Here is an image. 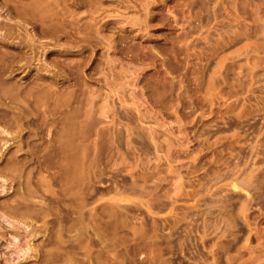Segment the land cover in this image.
I'll return each mask as SVG.
<instances>
[{
  "label": "rangeland",
  "instance_id": "rangeland-1",
  "mask_svg": "<svg viewBox=\"0 0 264 264\" xmlns=\"http://www.w3.org/2000/svg\"><path fill=\"white\" fill-rule=\"evenodd\" d=\"M83 1L87 5L79 13L86 18L94 13L90 21L98 39L87 36L88 44L60 52L66 61L84 63L79 73L73 71L76 75L64 72L61 89L72 90L70 99L78 105L88 103L82 112L72 100L67 108H78L103 129L104 138L94 134L96 147L102 144L96 165L107 170L102 178L116 176L110 190L98 181L95 200L88 198L81 216L89 223L84 226L95 225L99 238L112 214L114 246L135 241L143 249L151 243L165 248L161 257L168 264H264V0H102L99 12ZM103 24L107 28L99 29ZM51 57L47 54V61ZM25 73H15V80L23 81ZM169 86L174 92L167 91ZM6 120L0 114V137L2 128L15 129ZM0 149L2 162L8 153L2 155L5 145ZM229 172L234 178L225 175ZM231 176L239 184L250 178L245 207L246 191H234ZM6 178L0 176V189L5 187L0 191V264L23 257L18 246L24 248L33 226L43 225L40 218L24 222L3 208L2 200L13 197L17 187ZM107 197L114 204L109 211ZM16 227L20 232L13 238ZM69 235L74 239L76 231ZM142 249L134 259L139 264L153 254Z\"/></svg>",
  "mask_w": 264,
  "mask_h": 264
},
{
  "label": "bare ground",
  "instance_id": "bare-ground-1",
  "mask_svg": "<svg viewBox=\"0 0 264 264\" xmlns=\"http://www.w3.org/2000/svg\"><path fill=\"white\" fill-rule=\"evenodd\" d=\"M87 1L89 3L87 7H90L89 10L91 7L94 8L92 12L97 10L99 12V9H102V0ZM84 2L83 0H0V99L3 98L0 100V114L2 119H7V124L12 126L11 129L15 128L14 131L8 128H2L1 130L4 136L0 137V148L5 145L2 155L8 153V156L4 161L0 162V176L5 177L7 175L5 180L10 179L12 182L15 181L17 183V187L14 186L15 188L13 189V197L3 199L1 204L3 208L12 209L20 217L21 221L27 222V218L31 216L40 218L43 221V225L40 227L33 226L32 230L27 234L28 237L23 243L25 245L24 248L20 245L18 246L17 251H23L21 255L24 256L21 258L18 256V259H20L16 262L10 260V264H135V262L139 264L138 261L134 260L137 258V253H140L142 249L138 245L139 242L134 243V241L131 244L129 242L130 245L123 243L125 245L121 244V249L120 243L117 245L119 249L113 245L114 229L110 218L112 214L108 213V217L106 216V227L102 228L104 237L101 233L95 232V235L96 233L99 234V236L96 235L99 238L94 236L95 225L94 227L92 226L93 228L91 226H89L91 228H86L89 223H84L85 220L81 217L89 206L87 203L88 198H93L95 196L94 190L100 188L99 184L97 185L98 181H103L104 183L102 182V184H106L105 188H109L108 190L111 189V183L113 181L116 182L114 179L116 176H113L114 173L110 176H107L108 174L104 175L105 178L101 177L104 170H106V168H103L102 162L104 170L99 167V164L96 165L97 159H95V156L98 155L100 150L97 154L95 152L102 144L100 143L96 147L98 139L94 137V134L98 135L100 139L103 129L102 131L100 128L96 129L97 125L93 122L94 119L87 118V114L84 113L85 118L79 114L80 111L82 112V107H85L86 104L88 106V103L85 102V105H78L81 104L79 101L72 100L75 98V95L72 96L71 94L72 90L71 92L69 91V95L67 94L68 92L66 93V91L61 89L63 80L67 75L66 72L76 71L79 73L77 71L79 65L82 66L84 63L81 64L83 59H80L81 61H75L74 59L66 61V56L65 60L60 52L64 50L73 51L83 41L88 44L87 36L98 39V36L93 34L96 27L94 28V24L90 21L93 19L94 13L92 14L89 11L92 16L88 15L89 17L87 18L86 15L84 17L82 13H79L82 12L81 7L87 5ZM3 10L7 11L9 16H3ZM82 18L87 19V23L84 24ZM105 25H100L99 29L107 28ZM29 26L34 31L29 29ZM96 39L95 42H98ZM61 40L64 42L62 41L63 43H61ZM53 43L54 45H52ZM64 43L67 44L65 45ZM56 44L59 46L56 47ZM51 53L53 57H51L50 61H47V54L49 56ZM43 55L46 57L43 58ZM59 55L63 56L62 60L59 59ZM36 60L40 63L39 65L35 64ZM51 68L54 69V72H51L54 79H51V75L49 77ZM34 69L37 70L36 74L31 73ZM22 71L26 72V77L23 78V81H16L15 73ZM74 74L76 75V73ZM169 85L174 87L172 83ZM171 87L169 90L165 89L169 92L174 89H171ZM155 89H157V86ZM158 89L162 91L160 88ZM77 90H79L78 87ZM76 91L74 90V93ZM62 92H65L67 96L65 93V96H63ZM71 96L74 98L70 99ZM68 101H74V106H81L80 109H82L79 112L77 107H75L77 109L74 111L68 109ZM75 102L77 105H75ZM72 106L70 105V107ZM140 133L142 134V132L138 134L140 135ZM144 136L139 138L144 139ZM100 161L98 160L97 163H100ZM242 170L244 173L246 172L244 169ZM237 173L239 172L237 171ZM237 173L236 178L239 180L238 175L242 172ZM4 174L6 175L4 176ZM229 174L234 178L235 174L230 172L225 175L229 176ZM245 175L246 177L248 176L247 173ZM249 181L250 178H246L243 183L240 181V184L239 181H236L238 183H231V187L237 192L246 191L250 184ZM114 186L117 187L116 184ZM4 188L3 186L0 191L4 190ZM103 191L106 192L105 190ZM248 191L244 194L245 197L241 201V203L243 202L241 206L244 205L245 207L251 199ZM106 193L105 196L109 194L108 191ZM35 197H40V202L34 200ZM106 201L104 200L101 204L106 202L107 206L104 208L109 211V206L114 204L109 197H107ZM99 204L96 205V210ZM82 219L84 220L83 226L84 224H87V226L83 227L80 225L82 224ZM72 230L76 231V237H72L74 239H71L69 235ZM98 231L101 232L99 228ZM19 232L16 227L14 233L10 232V236L16 238ZM100 235L104 240L101 246L98 245L101 240ZM65 236L68 238L65 239ZM139 236L133 235L135 239H132H139ZM40 237H42L41 241L36 243ZM140 238V240H143L141 236ZM103 240L100 242H103ZM149 244H147V248H144V243L141 246L143 247L142 251L145 250L146 254L153 253L154 255H145L147 258L144 256V262L142 261L143 258H141L143 264L145 262L146 264H168L166 263L167 259L161 257L163 255L161 252H164L165 248L160 246V248H157L154 244L153 246L155 247H152V244ZM116 249L119 252L116 253ZM168 252L170 253V251ZM117 254L122 258L125 257V261L123 262L121 257L118 258ZM171 254L174 255L173 252ZM33 257L35 259L31 260ZM158 257L163 260L158 259ZM28 258L30 260H27ZM24 259L26 261L22 262ZM118 259L123 263L118 262ZM168 262L172 264V261L170 263V260H168Z\"/></svg>",
  "mask_w": 264,
  "mask_h": 264
}]
</instances>
